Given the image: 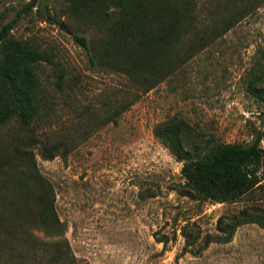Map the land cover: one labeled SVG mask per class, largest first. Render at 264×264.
<instances>
[{
	"label": "rangeland",
	"instance_id": "374dc122",
	"mask_svg": "<svg viewBox=\"0 0 264 264\" xmlns=\"http://www.w3.org/2000/svg\"><path fill=\"white\" fill-rule=\"evenodd\" d=\"M29 1L0 0V23L13 20V35L52 51L65 72L62 89L53 90L50 65L38 66L41 85L49 83L50 106L30 126L35 139L68 140L66 155L44 159L37 143L31 151L53 187L54 209L76 264H264V229L252 221L197 254L178 253L183 238L177 229L165 245L155 240L160 233L171 235L184 220L194 221L202 233L218 232L220 214L264 206V200L256 193L231 202L182 195L177 190L180 162L151 131L155 121L176 113L226 142L250 137L258 107L243 89L242 74L254 42L264 33V4L143 91L124 73L89 62L71 33L95 37L97 30L68 16L66 0H36L31 7ZM198 1L208 30L223 8L212 6L208 13L207 0ZM122 103L127 106L114 113ZM7 127L10 123L0 132Z\"/></svg>",
	"mask_w": 264,
	"mask_h": 264
},
{
	"label": "trees",
	"instance_id": "16d2710c",
	"mask_svg": "<svg viewBox=\"0 0 264 264\" xmlns=\"http://www.w3.org/2000/svg\"><path fill=\"white\" fill-rule=\"evenodd\" d=\"M262 4L264 0H207L208 13H213L212 6L223 8L208 30L202 25L198 0H66L65 12L97 30L95 37L84 31L71 33L89 62L124 73L146 91ZM44 17L57 21L48 13ZM12 27L13 20L0 23V129L10 123L0 132V264H76L54 209L53 187L31 151L37 143L44 159L66 155L68 140L49 135L35 139L30 126L50 106L49 83L41 85L38 66L50 65L53 90L62 89L65 72L52 51L14 36ZM242 85L258 107V123L250 127L247 140L223 141L176 113L152 124L153 136L180 162L177 190L182 195L231 202L256 193L264 200V33L254 42ZM126 106L120 104L114 113ZM246 221L264 229V206L220 214L218 232L202 233L194 221L184 220L171 235L160 233L154 238L165 245L177 229L183 238L178 253L197 254L211 241L229 240L234 228Z\"/></svg>",
	"mask_w": 264,
	"mask_h": 264
},
{
	"label": "water",
	"instance_id": "95a60500",
	"mask_svg": "<svg viewBox=\"0 0 264 264\" xmlns=\"http://www.w3.org/2000/svg\"><path fill=\"white\" fill-rule=\"evenodd\" d=\"M60 26H64L62 23H60Z\"/></svg>",
	"mask_w": 264,
	"mask_h": 264
}]
</instances>
